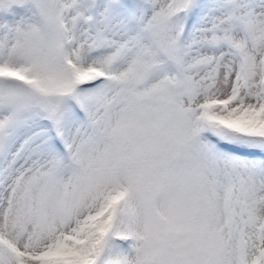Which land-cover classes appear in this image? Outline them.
Masks as SVG:
<instances>
[{"label":"snow or ice","instance_id":"1","mask_svg":"<svg viewBox=\"0 0 264 264\" xmlns=\"http://www.w3.org/2000/svg\"><path fill=\"white\" fill-rule=\"evenodd\" d=\"M0 264H264V0H0Z\"/></svg>","mask_w":264,"mask_h":264}]
</instances>
